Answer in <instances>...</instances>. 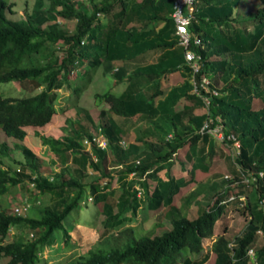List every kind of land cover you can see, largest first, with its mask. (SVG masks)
Here are the masks:
<instances>
[{"label":"trees","instance_id":"obj_1","mask_svg":"<svg viewBox=\"0 0 264 264\" xmlns=\"http://www.w3.org/2000/svg\"><path fill=\"white\" fill-rule=\"evenodd\" d=\"M33 1L26 18L14 20L8 16L13 4L0 0V84L17 82L37 91L21 97L0 93V129L19 141L15 149L25 160L14 158L6 142L0 145V195L29 181L36 195L47 200L34 208L23 204L26 211L33 208L30 215L10 213L0 206V260L39 264L58 243L56 232L65 230L63 241L70 244L64 222L93 201L101 205L105 233L115 243L91 250L71 264H207L213 254V264L252 260L264 264V0L243 19H238L241 0L195 3L189 28V49L196 53L200 69L195 76L176 34L175 0H89V6L77 0ZM60 18L75 22L74 30L62 28ZM196 38L201 44H196ZM100 68L124 89L95 95L97 105H108L101 108L98 124L87 110L66 119L62 137L34 132L61 163L59 171L43 174L42 160L25 144L27 129L47 127L58 113L61 90L68 88L80 99ZM177 72L183 75V83L165 92L164 79ZM204 77L210 79L209 92L200 87ZM182 100L185 103L178 109ZM257 100L262 102L260 109L255 108ZM116 117L137 122L131 142L123 139L129 127ZM206 123L210 129L219 128L222 139L202 131ZM97 135L106 140L105 149L95 142L90 147L85 143ZM232 135L240 143L239 150ZM218 143L234 146L235 159L219 153ZM183 150L184 158L178 159ZM216 156H224L231 178L223 176L222 181L203 186L198 173H210ZM178 164L187 175H172ZM163 171L165 178L160 175ZM92 174L97 178L87 181ZM115 176L117 196L112 190ZM150 181L155 182L153 187ZM226 183L251 187L254 202L246 203L240 194L239 201L233 202L236 197L227 196ZM193 184L197 189L185 198L186 205L198 204V214L191 218L175 201ZM205 194L213 196L207 208L198 199ZM142 195L148 210L168 209L171 229L162 235L123 229L141 209ZM232 202L243 216H249L247 226L233 240L225 236L227 231L218 236L202 255V242L214 236L226 204ZM13 228L32 231V238L17 234L5 243ZM260 234L263 242L258 244Z\"/></svg>","mask_w":264,"mask_h":264},{"label":"rangeland","instance_id":"obj_2","mask_svg":"<svg viewBox=\"0 0 264 264\" xmlns=\"http://www.w3.org/2000/svg\"><path fill=\"white\" fill-rule=\"evenodd\" d=\"M12 5L11 10L8 12V16L14 20H22L26 18V13L31 12L35 2L33 0H7ZM80 3L87 4L89 6V0H77ZM98 1V0H97ZM102 1V0H99ZM259 0H241L238 12V19L247 18L244 17V14H254V10L257 9L259 6ZM60 25L62 28L67 29L69 31H73L75 27V22H70L67 20H63L62 18L59 19ZM74 78V77H72ZM184 77L181 73L177 72L168 76L163 81V88L165 92H168L174 85H179L183 83ZM114 79L111 75H106L103 73V69L100 68L93 83L90 85L88 90L81 96L80 99L76 100V97L72 96L71 90L68 88H64L61 90L60 101L57 104L58 113L54 116L52 122L45 128L42 129H34L28 128L27 132L28 137L25 140V144L30 147L40 158L41 165H40V172L43 174H50L60 170L61 163L47 147L42 145V142L39 138L34 136V132L39 131L41 134L44 135H52L54 137H62L64 135L63 126L65 125L66 119L68 118H75L78 114H83L84 111L89 110L90 113L95 118L97 124L99 123V113L102 107L108 108V105H97L95 95L97 93H107L112 91L114 93H120L125 85H114ZM5 92L6 94H4ZM0 93L5 96L11 97H21L27 96L37 93V91L33 92L31 90L26 89V86L17 82L8 83V84H0ZM185 100H182L178 106V109L183 107ZM76 105V106H75ZM262 102L257 100L255 102V108L260 109L262 107ZM199 112L205 113L207 112V108H199ZM117 121L124 125L125 128L129 127V130L124 134L125 138H123L127 143L131 142L134 138V127L137 125V122L134 120L127 121L123 120L122 118L116 117ZM142 124V123H140ZM133 128V130H132ZM138 128V127H136ZM135 128V129H136ZM95 130L92 128V132ZM6 142L10 149L12 150V156L18 161H25L23 156L17 151L15 148V144L19 141L15 139L7 137V135L0 129V145ZM126 145V144H125ZM218 150L219 153L225 155H231V159H235L237 152L232 145L223 146L218 143ZM186 150L180 151L179 158H184ZM232 159V160H233ZM215 162V163H214ZM213 168L210 173H198L199 180L203 182V186H208L213 181H222L223 176H229L230 174L226 173L227 162L223 157H215ZM20 166L16 165V169L18 170ZM188 172L185 171L181 164L176 165L172 171V175L175 177L187 175ZM215 174H218L215 176ZM160 175L162 177L165 176V171L161 172ZM97 177L95 174H92L87 181H93ZM165 178V177H164ZM231 178V176H229ZM200 182V181H199ZM239 183V182H237ZM151 187L155 185V182L150 181ZM228 186V197H236L233 201L236 203L238 196L242 195V199L245 200L246 203L248 200H252L254 202L255 196L253 192H251V187H241L240 184H230L226 183ZM136 188L140 191L142 190V186L140 183H137ZM202 187V186H201ZM197 189V184L190 185L189 187L182 190L181 194L177 196L175 204L178 207H181L185 210H180L181 212H187V214L192 218L198 214V204L193 202L190 205H186L185 198L188 196L189 193ZM222 189V188H221ZM112 190L116 192V196L119 194V184L117 182V176L112 184ZM36 190L31 187L29 181L19 185L17 187H13L8 194L0 195V206L3 209L8 208V212L14 213L15 208L23 206L26 202L31 203L32 207L34 205H38V202L46 201L47 199L41 197L40 195H36ZM144 194V193H143ZM256 196H258L256 194ZM35 197V198H34ZM38 197V198H37ZM143 201L142 207L139 210L137 216L128 224L126 227H132L135 229L136 232H142L143 234H148L149 236H159L162 235L165 231L171 229V223L167 218V208H164L160 211H151L148 210L147 205H145V197L142 195L141 198ZM198 199L201 201V206L207 208L213 200V196H208L207 194L200 195ZM240 199V207L241 205ZM244 201V202H245ZM226 204L225 212L221 219L217 222L215 228V234L212 238H206L202 242V255L212 249L213 244L216 242L218 236L225 235L229 240H233L236 236L241 235L247 226L249 216L246 214V217L240 213L239 210L236 209L235 203ZM243 202V201H242ZM28 211H25L22 215H30L32 208ZM101 205H94L93 201H89L85 205H81L76 211L68 216L65 224V229L69 232L70 237L69 243L66 244V241H63L62 235L64 231L56 232V236L58 239V243L54 246L50 247L42 256L39 264H71L75 260L79 259L82 256H88V252L97 248H110L115 243L113 240L115 238L109 237L108 233H105L104 227V215L101 213ZM34 214V213H32ZM27 229L22 228H13L10 232L9 237L5 240V243L12 241L16 238L17 234H21L24 237H31L32 231H28ZM116 235V234H115ZM35 237V236H34ZM258 239V244L263 242L262 235L260 234ZM252 254V251L250 252ZM200 254V255H201ZM200 255H194V258H201ZM213 259H211L207 264H213L214 254L212 255ZM212 261V262H211ZM8 259L4 258L0 260V264H6ZM249 264H256L255 261H250Z\"/></svg>","mask_w":264,"mask_h":264},{"label":"built area","instance_id":"obj_3","mask_svg":"<svg viewBox=\"0 0 264 264\" xmlns=\"http://www.w3.org/2000/svg\"><path fill=\"white\" fill-rule=\"evenodd\" d=\"M198 2V0H175L174 5V13L173 18L176 24V34L179 36L180 45L184 46L186 49V60L187 63L190 65V67L193 70L194 76L200 71L198 63L196 60L198 59L196 53L189 49L190 43H191V33H190V25L195 18L194 13V5ZM196 44H201V40L199 38H196L195 40ZM195 84V91L198 92V85L195 82V79L193 80ZM211 84L210 79L207 77H204L200 83V87L205 89L207 92L210 91L209 85ZM215 95H218L217 91L213 92ZM204 101L207 105H209L210 101L208 98L204 97ZM202 131H208L209 133L220 137L222 139V134L220 133V129H210V124L206 123L203 127ZM232 140H234V144L236 149L239 150L240 143L236 140V137L234 135L231 136ZM92 142H95L99 148L105 149L107 147V142L104 139L102 135H97L92 138V140L87 139L85 143L90 147L92 145ZM125 144V143H124ZM28 208L26 206H19L15 208L14 213L17 215H22Z\"/></svg>","mask_w":264,"mask_h":264},{"label":"crops","instance_id":"obj_4","mask_svg":"<svg viewBox=\"0 0 264 264\" xmlns=\"http://www.w3.org/2000/svg\"><path fill=\"white\" fill-rule=\"evenodd\" d=\"M198 111V110H197Z\"/></svg>","mask_w":264,"mask_h":264}]
</instances>
